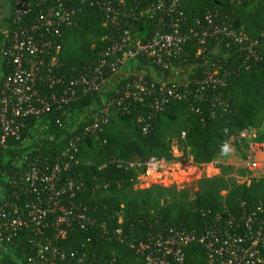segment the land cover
Listing matches in <instances>:
<instances>
[{"label": "trees", "instance_id": "1", "mask_svg": "<svg viewBox=\"0 0 264 264\" xmlns=\"http://www.w3.org/2000/svg\"><path fill=\"white\" fill-rule=\"evenodd\" d=\"M48 1L52 5L56 3V0ZM95 1L70 3L76 13L73 23L62 29L60 66L54 69L53 75L59 73L70 80L81 73L92 74L113 37L120 36L127 28L126 20L118 30L105 25V12ZM110 1L115 5L120 3V0ZM159 1L122 0V5L132 10V17H137L131 20V32L143 42L149 41L160 29L170 31L172 24L179 22L186 41L182 53L173 60L174 69L166 72L164 81L180 98L169 96L156 108L163 83L151 74H143L142 82L148 86L153 84V95L141 93L137 99L131 89V95L126 96L128 85L132 87L140 80L143 67L152 65L148 57L140 58L139 74L133 73L118 81L112 79L105 87L104 96L97 89L77 88L75 96L68 103H62L61 108L51 95L56 94L60 99L68 81L58 84L38 80L37 89L51 105V110L42 117L49 124V136L36 139L34 127L38 117L31 115L22 133V138L28 141L22 144L12 137L8 148H0V168H3L0 178L3 177L1 182L6 186L7 200L22 205L26 214L36 204L46 211L50 223L61 213L54 206L56 200L59 206L72 210L75 220L66 229L61 241L63 248L94 264H142L141 256L131 244L166 235L171 230H186L198 237L219 216L253 214L264 206V175L244 183L224 177L201 178L196 187L183 189L159 184L136 187L151 156L174 159L175 141L184 150H190L197 165L212 163L225 152L231 139L248 127L258 130L256 141L264 144V41L256 47L261 54L256 60L248 47L227 48L229 40L224 36L210 39L199 53L200 37L196 35L206 25L207 14L213 12L250 39H261L264 0H181L182 15L169 13L172 0H162L165 6L154 15L148 13L149 7ZM29 2L34 12L15 23L16 0H0V10L5 3L10 4V13L0 18V53L9 45L18 26L36 17L39 8L35 1ZM4 66L6 73L10 70L6 60ZM213 71L218 72L224 84L213 86L206 81ZM158 72L161 74L162 69L158 68ZM179 74L186 75V81H178ZM104 78H111L108 68ZM107 106L108 122L96 133L86 132ZM85 111L89 113L84 120L74 129H65L72 113ZM25 152L28 159L20 163L19 158ZM32 166L43 170L59 168L58 193L53 194L38 182L18 186L8 182ZM68 181L73 183L72 189L66 187ZM184 253L185 264H206L207 248L198 241L185 247ZM0 264L15 263L8 256L1 257Z\"/></svg>", "mask_w": 264, "mask_h": 264}, {"label": "built area", "instance_id": "2", "mask_svg": "<svg viewBox=\"0 0 264 264\" xmlns=\"http://www.w3.org/2000/svg\"><path fill=\"white\" fill-rule=\"evenodd\" d=\"M35 1L38 11L33 20L26 24H20L12 34L9 45L0 53V148H8L9 138L26 143L28 139L22 138V133L28 124V117L36 115L37 122L34 127L36 132L44 113L51 110V105L41 92L37 89L38 80H49L51 83L64 84L66 88L60 99L56 94L51 99L62 103H68L76 93L77 88L84 91L97 89L101 95H105V87H108L112 79L119 80L133 73L139 74V60L141 57L152 59L151 66H144L140 80L131 87L128 85L126 96L131 95V89L138 99L141 93L153 95L152 86L146 85L143 74H151V68L162 69L159 80L163 84L160 87L161 95L156 102L159 108L168 100L169 96L177 95L172 86H168L164 80L166 72L174 69L173 60L183 51L186 36L180 32L179 22H174L170 31L158 30L152 38L143 42L135 39L132 35L133 24L132 10L118 5L110 0H96L99 9L105 12V25L116 30L122 27L121 23L126 20L127 28L120 36L113 37L109 47L101 53V58L93 69V73H81L77 78H66L57 73L53 75L54 69L59 67L58 54L61 50L59 38L64 26L73 23L75 8L71 7L73 0H56L50 4L48 0H16L15 23H20L22 17L29 12H34L31 2ZM65 1V2H64ZM233 1V0H232ZM164 2L160 0L147 10L154 15L160 10ZM181 0H172L169 13L182 15L180 11ZM10 13V4L0 10V18ZM207 23L203 25L196 35L200 37L201 53L203 47L210 39L220 36L226 37L229 42L227 48L239 46L248 47L249 54L259 60L261 54L256 47L264 41V32L261 39H250L246 34L238 32L225 19L217 13L210 12L206 16ZM8 56V60L6 58ZM7 61L10 70L4 72V61ZM132 62L137 67H132ZM111 71V78H104L105 69ZM152 75V74H151ZM153 76V75H152ZM154 78V77H153ZM207 82L213 86L224 84L223 78L218 77V72L213 71L207 75ZM109 106L102 110V115L96 116L92 124L86 128V132L96 133L101 125L108 122ZM46 121V120H45ZM47 122V121H46ZM49 128V127H48ZM147 129H145L146 131ZM258 130L248 127L240 132L237 144L241 147L244 168L251 178H259L264 175V144L256 141ZM185 137V133H183ZM28 153H23L19 162H26ZM261 154L263 157H259ZM17 163V161H16ZM146 173H160L169 167L168 160L164 157L151 156L144 164ZM3 168H0V172ZM4 174L6 172H3ZM3 178V177H2ZM0 178V258L11 257L15 264H94L84 257H78L75 253H69L61 243L66 236V229L72 227L73 211L59 206L56 200L54 206L60 208L61 213L53 221L46 219V211H42L36 204L31 206L28 214L19 203L9 202L6 198V186ZM59 180V168L43 170L32 166L26 172H18V178L8 180L12 185L29 182L44 184L45 189L53 194L57 192ZM68 189H72L73 183H66ZM63 187L62 190H66ZM28 207V205L26 206ZM55 212V209L52 210ZM79 219H86L79 216ZM87 222V220H85ZM53 229V232H51ZM50 231V232H49ZM119 233L121 231H118ZM199 242L207 248L206 264H264V206L253 214H239L237 217L229 214L219 216L217 222L206 229L201 236H196L186 230H171L168 234H160L139 244H131L135 253L142 258V264H185L184 248L193 242Z\"/></svg>", "mask_w": 264, "mask_h": 264}, {"label": "rangeland", "instance_id": "3", "mask_svg": "<svg viewBox=\"0 0 264 264\" xmlns=\"http://www.w3.org/2000/svg\"><path fill=\"white\" fill-rule=\"evenodd\" d=\"M131 66L137 67V63L132 62ZM150 71L156 80L161 79L155 68H151ZM186 78L184 74H179L176 77L180 82L185 81ZM88 113L89 111L72 113L64 125L65 129H74L80 121L86 118ZM46 123L45 120L42 121L36 132L37 137L40 139L49 136V124L46 125ZM237 137L231 139V144L226 147L223 154L214 159L212 163L203 165L195 164L190 150H184L175 141L173 145L174 159L168 160L169 167L160 173H141L138 177L136 187L149 188L159 184L166 187L183 189L196 187L198 180L201 178L214 177H224L239 183H244L251 178V175L244 168L243 160L241 159L243 153L241 147L237 144ZM258 156L263 157L261 154Z\"/></svg>", "mask_w": 264, "mask_h": 264}, {"label": "crops", "instance_id": "4", "mask_svg": "<svg viewBox=\"0 0 264 264\" xmlns=\"http://www.w3.org/2000/svg\"><path fill=\"white\" fill-rule=\"evenodd\" d=\"M186 81V80H185ZM46 125H48V123H46Z\"/></svg>", "mask_w": 264, "mask_h": 264}]
</instances>
